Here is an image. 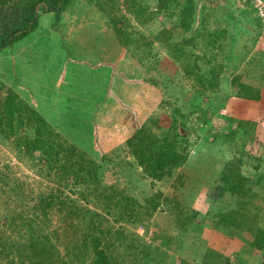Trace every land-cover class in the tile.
Listing matches in <instances>:
<instances>
[{"label": "rangeland", "instance_id": "1", "mask_svg": "<svg viewBox=\"0 0 264 264\" xmlns=\"http://www.w3.org/2000/svg\"><path fill=\"white\" fill-rule=\"evenodd\" d=\"M23 2L6 0L0 34ZM45 13L0 51V264H94L95 243L110 264H261L264 0H73L58 24ZM99 30L103 54L123 57L102 101L85 73L110 60L88 58ZM139 131L180 158L160 178L152 152L144 168L127 143Z\"/></svg>", "mask_w": 264, "mask_h": 264}, {"label": "trees", "instance_id": "2", "mask_svg": "<svg viewBox=\"0 0 264 264\" xmlns=\"http://www.w3.org/2000/svg\"><path fill=\"white\" fill-rule=\"evenodd\" d=\"M73 0H24L21 11L16 12L15 15L12 17V20L10 21V25L8 23L6 24L8 27L4 29L3 33L0 34V51L7 48L8 46L13 45L14 43L22 40L27 36V34L30 31H33L38 24V20L40 17V11L46 12V13H52L53 14V24H58L62 17V12L66 10V8L72 3ZM6 0H0V15L2 13V9L5 6ZM185 13V12H184ZM117 21H113V26L117 25ZM5 25V26H6ZM117 32L119 31V28L116 29ZM7 108L5 110L7 123H9V128L12 127V114H13V101L11 98H7ZM37 122H44L43 119L38 118ZM37 129H40V125ZM144 134V133H143ZM147 135H142V132L139 131L135 135L131 136L130 138L134 139L136 143H133L131 139L127 141L128 145H130L133 148V151L139 159V163L144 165V168L148 166V161L146 156L142 155L145 153L144 149H147L150 153V155L154 158V168L155 170H158L159 172H156V177L160 178L162 176V172L164 169V165L167 162H170L171 164H177L178 159H180L176 155L168 154L165 151H152L153 145L155 147H161V143L158 142L155 139L146 138ZM144 148V149H143ZM147 155V154H146ZM152 158V159H153ZM177 160V162H175ZM230 188H234L232 185H230ZM234 189H232L233 191ZM131 201V200H130ZM134 203L133 201H131ZM127 203V202H126ZM126 205V204H125ZM219 223H225L223 221H220ZM254 244L258 246L259 249H262L264 246V228L260 230L255 238ZM94 251L96 254V259L94 261V264H110L109 260L106 258V254L102 248L99 247L98 243L94 244ZM261 264H264V260Z\"/></svg>", "mask_w": 264, "mask_h": 264}, {"label": "crops", "instance_id": "3", "mask_svg": "<svg viewBox=\"0 0 264 264\" xmlns=\"http://www.w3.org/2000/svg\"><path fill=\"white\" fill-rule=\"evenodd\" d=\"M45 14H48V16L51 17V18L53 17L52 13H45ZM95 34H96V36H98L100 38V41L98 43L96 42V44L94 45L95 47H98L97 48V53L96 54L95 53L93 54L96 57L91 59V56H92L91 55L88 58L90 60H94V61L97 60V62H98L97 65H98L99 63H101L100 60H108V59L111 58V56H108V55H104L103 54V52H107V49L106 48H103V45H107L108 44V42L105 39V35H107L106 32H104V31L101 32V30H99L98 32H95ZM84 46H85V44H83V49H86ZM83 49H80L79 51L82 52ZM86 51L88 52L89 51V48ZM120 56H122V54ZM122 58L120 59L119 57H117L114 61L112 59H110L108 61V63H106V65H103L100 68L99 67L96 68L97 70L94 67H92V69H93L92 71L91 70L89 71V69L87 71H85V73H88L89 74L88 75V79L89 80H87V83L90 85L89 86L90 87V95L92 94L93 91L95 93H98L91 100L102 101L104 99V97L101 96L102 93L100 91H101V89H103V88H105L107 86L108 82H110V80L112 78V75L113 74H116V72H114V69H113V67L110 64L111 63H116V64L122 63L123 62ZM86 61H88V60H86ZM263 61H264V58H263ZM90 62H92V61H90ZM94 75H98V78L97 79L96 78H93ZM138 83H139L138 80L131 79V76H129L127 74H126L125 79L122 80V84L123 85L124 84H128V85H131V87L136 86ZM137 86H139V84ZM259 95L261 96V98L259 100H262L263 99V93L260 92Z\"/></svg>", "mask_w": 264, "mask_h": 264}]
</instances>
